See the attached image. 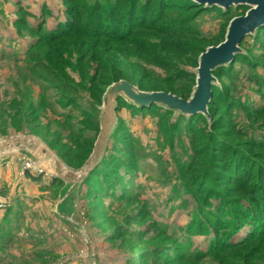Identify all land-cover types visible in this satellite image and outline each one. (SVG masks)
Wrapping results in <instances>:
<instances>
[{
  "label": "rangeland",
  "instance_id": "rangeland-1",
  "mask_svg": "<svg viewBox=\"0 0 264 264\" xmlns=\"http://www.w3.org/2000/svg\"><path fill=\"white\" fill-rule=\"evenodd\" d=\"M173 1L0 0V264H264V216L237 214L264 190V26L212 72L206 114L119 96L79 176L113 85L190 102L201 55L250 10Z\"/></svg>",
  "mask_w": 264,
  "mask_h": 264
},
{
  "label": "water",
  "instance_id": "water-1",
  "mask_svg": "<svg viewBox=\"0 0 264 264\" xmlns=\"http://www.w3.org/2000/svg\"><path fill=\"white\" fill-rule=\"evenodd\" d=\"M199 6L206 8L219 7L228 11L232 7L247 6L250 8L245 16L234 18L228 28L226 40L217 47H211L201 55L198 69L197 89L193 100L185 102L175 96L165 93H141L126 82L113 85L104 100L103 129L97 142L93 157L79 173L84 178L92 170L95 162L101 156L109 135L115 126V102L119 96L135 105L151 106L157 104L187 115L206 114L207 105L211 99V86L214 83L212 72L221 66L228 65L240 53L242 41L252 36L264 26V0H193ZM110 110V113H109Z\"/></svg>",
  "mask_w": 264,
  "mask_h": 264
},
{
  "label": "trees",
  "instance_id": "trees-1",
  "mask_svg": "<svg viewBox=\"0 0 264 264\" xmlns=\"http://www.w3.org/2000/svg\"><path fill=\"white\" fill-rule=\"evenodd\" d=\"M172 3H175L176 5L175 6H172L173 8L175 7V9L176 10H179L180 12H188V11H193V10H203V9H208V8H206V7H204V6H199V5H197V4H195L194 2H192V0H174ZM246 8H249V7H247L246 6ZM114 13H115V8L114 7H112L111 8V10H110V14H111V16H113L114 15ZM130 18L132 17V18H134V15L135 14H139V13H137L136 12V9H132V10H130ZM110 16V17H111ZM132 20V19H131ZM107 29H109V32H112L113 31V29H112V27H108ZM261 29V28H260ZM70 31H72V30H70ZM64 33V32H63ZM70 33H72V32H67V33H65V36L67 35V34H69L70 35ZM236 59H239V55H237L236 56ZM233 64H235V63H233ZM226 68L227 67H220V68H218L217 70L218 71H221V72H224L225 70H226ZM229 68V67H228ZM227 68V69H228ZM216 70V71H217ZM225 75V74H224ZM214 87L215 86H213V90H214ZM252 107V109H256L254 106H251ZM220 158V157H219ZM220 159H223V158H220ZM233 163V162H232ZM232 167H233V164L231 165V168L230 169H232ZM227 169H229V168H227ZM31 177V176H30ZM33 180L34 181H38V180H40V178H36V177H34L33 176ZM257 182H259V181H257ZM261 183H264V181L263 182H261ZM257 185V184H256ZM261 186H256V187H254L255 189L254 190H252L251 192H250V194L248 195L249 196V198H250V200H252V201H254V205H255V208L257 209V211H256V209H252V215L251 216H249L247 213H248V210H247V213L245 212V213H237L238 214V216L239 217H241V218H239L242 222H245V224H244V226L243 227H245L246 225L248 226H251L252 227V229H256V228H258V227H260L258 224H261V221H262V217L264 216V215H262V211H260V208H262V206H260L261 204L259 203V201H263L264 202V194H263V192H264V190L262 189V188H260ZM240 204H242V203H240ZM260 204V205H259ZM246 209V208H245ZM244 209V210H245ZM5 213H7V211L5 212ZM256 223H258V224H256ZM243 227H237L236 229H235V231H233V235H235L238 231H240ZM4 233H5V230H4V224L2 225L1 224V226H0V244H1V242H3V245H2V248H6L7 247V244L10 242V240L9 239H4ZM4 240V241H3ZM4 242H5V244H4Z\"/></svg>",
  "mask_w": 264,
  "mask_h": 264
},
{
  "label": "built area",
  "instance_id": "built-area-1",
  "mask_svg": "<svg viewBox=\"0 0 264 264\" xmlns=\"http://www.w3.org/2000/svg\"><path fill=\"white\" fill-rule=\"evenodd\" d=\"M9 207L8 202L3 198V196L0 195V212L6 211Z\"/></svg>",
  "mask_w": 264,
  "mask_h": 264
},
{
  "label": "bare ground",
  "instance_id": "bare-ground-1",
  "mask_svg": "<svg viewBox=\"0 0 264 264\" xmlns=\"http://www.w3.org/2000/svg\"><path fill=\"white\" fill-rule=\"evenodd\" d=\"M109 113H110V110H109ZM43 150H44V149H43ZM44 151H45V150H44ZM54 164H55V163H54ZM54 166H55V165H54ZM60 170H62L61 173H62L63 175H65L66 172H65V169H63L62 166H60Z\"/></svg>",
  "mask_w": 264,
  "mask_h": 264
}]
</instances>
